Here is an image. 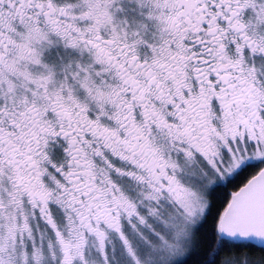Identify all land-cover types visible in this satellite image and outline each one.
Wrapping results in <instances>:
<instances>
[{"label": "snow or ice", "instance_id": "obj_1", "mask_svg": "<svg viewBox=\"0 0 264 264\" xmlns=\"http://www.w3.org/2000/svg\"><path fill=\"white\" fill-rule=\"evenodd\" d=\"M0 264H264V0H0Z\"/></svg>", "mask_w": 264, "mask_h": 264}]
</instances>
